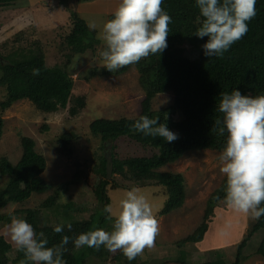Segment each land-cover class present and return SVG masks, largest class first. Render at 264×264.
<instances>
[{
  "label": "rangeland",
  "instance_id": "rangeland-1",
  "mask_svg": "<svg viewBox=\"0 0 264 264\" xmlns=\"http://www.w3.org/2000/svg\"><path fill=\"white\" fill-rule=\"evenodd\" d=\"M120 3L121 0H19L0 6V47L3 48L2 44L7 41L5 57L3 59L0 55V64L3 60L10 63L22 57H32L45 49L49 65L62 66L75 80L71 103L55 112H44L30 100H19L4 109L2 105L8 98V90L0 84V117L4 120L0 162L6 159L17 164L24 152L22 139L31 138L36 150L46 158L43 177L49 185L47 191L33 193L24 202H11L0 207V214L10 219L0 222V235L4 237L0 241V251L9 249L6 255L10 261L22 253L7 231L13 216L26 219L28 212L25 210L39 209L42 223L51 226L61 223L67 226L75 220L91 217L98 207L95 192L101 179L98 168L111 147V143L92 132L91 124L101 118H136L142 111L147 88L135 65L107 73L103 71L105 67H102L99 54L105 48L103 41L96 42L94 50L78 55L67 45L62 48L60 44L74 28L69 16L71 9L88 22H96L97 36ZM176 54L189 57L196 54L194 41L188 40L178 46ZM3 74L0 70V79ZM151 103L154 111H166L175 120H180L183 114L189 121L196 114L193 108H186L181 113L173 111L176 107L173 92L158 93ZM64 135L70 136L66 143L62 140ZM113 145H116V156L121 159L152 156L158 152L134 136L122 137ZM222 151H189L160 169L181 173L185 178V203L166 214H160L168 199L166 187L150 181L137 183L118 173L112 175L107 192L113 211L118 214L120 201L128 190L135 187L149 201L158 220L155 246L146 248L143 255L137 257L138 264H200L216 259V251L220 249L225 259L233 264L238 245L257 220L227 208L221 201L206 220L209 198L224 186L226 179L220 172L219 154ZM9 181L10 177L0 174V193ZM48 200L53 203L44 208ZM113 223L105 230L111 231ZM204 223L209 225L204 240L198 243L186 241ZM263 238L264 231L252 237L243 250V264H264V257L258 253ZM101 248L106 252V259L92 254L87 258L88 264H116L121 255L123 261L127 259L122 251L112 254ZM2 255L0 258H5L6 255Z\"/></svg>",
  "mask_w": 264,
  "mask_h": 264
},
{
  "label": "trees",
  "instance_id": "trees-1",
  "mask_svg": "<svg viewBox=\"0 0 264 264\" xmlns=\"http://www.w3.org/2000/svg\"><path fill=\"white\" fill-rule=\"evenodd\" d=\"M19 0H0V6H6ZM162 8L172 17L167 37V48L160 54L149 55L141 59L135 66L141 73L143 84L147 88V94L142 102V111L136 118L121 119H96L91 124L92 132L100 136L103 141L111 143L110 151L113 158V174L118 173L136 182L150 181L166 187L168 199L160 214H166L185 203V178L181 173L173 174L162 172L160 169L176 162L189 151L216 149L223 150L226 146L227 130L220 135L215 125L217 119H222L218 111L220 94L231 93L238 88L242 94L253 97L264 95V0H257L256 16L248 22L249 31L239 41L234 43L223 56L206 57L202 45L208 37L203 39L195 36L200 27L199 9L196 0H163ZM72 10V9H71ZM69 12L74 24L72 31L60 42L61 47L67 45L74 54H84L94 50V44L100 40L95 30L88 27V21L81 17L77 11ZM115 13V12H114ZM114 13L109 19L114 18ZM202 19V18H200ZM48 24V23H47ZM194 41L196 54L183 56L176 54L178 46L186 41ZM40 41V39H36ZM5 41L0 47V55L4 59V51L7 46ZM94 42V43H93ZM45 49L32 57H22L13 62L2 61L0 70L4 72L0 84L7 87L8 98L2 105L9 108L19 100H30L38 109L44 112H55L66 108L71 103V97L75 89V80L70 73L60 65H49ZM64 52V50H62ZM4 62V63H3ZM40 69L39 75H33V69ZM126 68V67H124ZM104 72L111 73L106 67ZM173 92L176 96V107L173 111H181L186 108L196 109L195 117L186 120L183 114L180 120H175L166 111H154L152 99L158 93ZM74 109V108H73ZM173 114V113H172ZM147 115L150 118L159 117L160 123L167 124L172 132L178 135V139L167 142L161 137L145 136L143 133L133 132L131 125L140 116ZM4 120L0 117V139L2 138ZM216 130H213V129ZM134 136L143 144H148L158 149L152 156L118 158L115 154L116 145L112 144L122 137ZM66 143L69 135L62 138ZM23 155L17 164L4 159L0 162V174L10 177L7 186L0 193V207L9 203H21L31 197L33 193H44L49 185L43 177L47 168L46 158L35 148V141L31 138H23ZM101 175L96 187L98 207L87 220H75L71 223L72 229L64 227L62 233H55L54 227L42 223L37 210H25L28 212L26 220L32 224L37 234L44 232L51 247L59 244L64 235L75 238L81 233L95 228H108L113 222L108 219L104 207L110 204L107 186L111 183L107 175V158L104 154L101 165L98 168ZM226 179L224 186L217 190L208 202L206 220L214 214V209L222 201L225 195ZM217 197L220 199L218 200ZM52 200L45 202V207H50ZM264 207V204L261 205ZM24 212V210H21ZM7 215L0 214V222L9 221ZM208 223L201 225L186 241L198 243L204 240L208 231ZM264 231V216L255 223L248 235L243 238L237 248V254L233 264H243V250L248 246L252 237ZM4 237L0 235V241ZM67 251L63 255L66 264H88L89 255H97L106 259V252L100 248L96 250L84 246L76 249L72 241L66 245ZM0 255L5 256L9 249H1ZM14 260L5 256L0 258V264H32L27 261L23 251ZM258 253L264 257V238L258 249ZM216 259L200 264H230L224 257L223 250L216 251ZM122 255L116 264H138L137 258L133 261L122 260ZM12 262V263H10ZM107 264V263H106ZM186 264V263H184ZM188 264V263H187Z\"/></svg>",
  "mask_w": 264,
  "mask_h": 264
},
{
  "label": "clouds",
  "instance_id": "clouds-1",
  "mask_svg": "<svg viewBox=\"0 0 264 264\" xmlns=\"http://www.w3.org/2000/svg\"><path fill=\"white\" fill-rule=\"evenodd\" d=\"M162 3L163 0H121L114 18L106 21L97 35L105 45L99 53L102 67L114 72L167 48L172 17L162 8ZM256 3L257 0H196L202 19L198 18L200 27L194 35L201 39L208 37L202 45L206 57L223 56L247 34L248 22L256 16ZM88 27L96 30L97 24L89 21ZM39 74L40 69H33V75ZM220 96L218 111L222 119H217L215 125L220 135L225 130L228 133L226 146L219 154L220 172L226 177L221 202L237 213L259 220L264 216L261 206L264 204V95L253 97L236 88ZM131 130L167 142L178 139L167 124L159 122V117L142 115L131 125ZM139 193V188L128 190L120 201L118 214L111 204L104 207L103 211L109 214L107 218H114L111 231L95 228L75 238L64 235L59 244L49 247L44 232L37 234L26 219L13 216L7 226L8 235L32 264H66L63 255L70 241L76 249L87 246L96 250L104 247L112 254L122 251L128 261H133L146 248L155 246L159 233L153 208ZM64 227L61 223L53 230L59 234ZM67 228L72 229L71 223Z\"/></svg>",
  "mask_w": 264,
  "mask_h": 264
},
{
  "label": "water",
  "instance_id": "water-1",
  "mask_svg": "<svg viewBox=\"0 0 264 264\" xmlns=\"http://www.w3.org/2000/svg\"><path fill=\"white\" fill-rule=\"evenodd\" d=\"M105 156L107 158V175H108V179H111L114 165H113V158H112V153H111L110 149L107 151V153H105Z\"/></svg>",
  "mask_w": 264,
  "mask_h": 264
},
{
  "label": "crops",
  "instance_id": "crops-1",
  "mask_svg": "<svg viewBox=\"0 0 264 264\" xmlns=\"http://www.w3.org/2000/svg\"><path fill=\"white\" fill-rule=\"evenodd\" d=\"M114 212L116 213L117 211L115 210Z\"/></svg>",
  "mask_w": 264,
  "mask_h": 264
}]
</instances>
